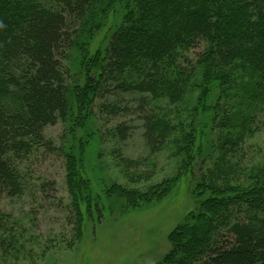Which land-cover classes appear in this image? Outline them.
<instances>
[{
	"label": "trees",
	"instance_id": "trees-1",
	"mask_svg": "<svg viewBox=\"0 0 264 264\" xmlns=\"http://www.w3.org/2000/svg\"><path fill=\"white\" fill-rule=\"evenodd\" d=\"M110 14L112 27L91 53ZM70 50L83 70L82 83L73 87L65 82ZM242 66L243 85L231 77ZM196 73L198 96L190 116L181 119L179 103ZM103 92L134 96L129 110L141 120L151 151L177 134L180 170L202 154L206 130L225 128L216 143L233 157L258 129L255 116L264 114V0H0V195H23L19 160L36 146L56 150L44 128L70 108L80 117ZM115 105L107 104L108 113H116ZM58 150L78 240L80 207H98V197L86 176L82 145ZM233 165L226 160L218 169L224 178H212L208 169L198 176L195 208L169 233L170 251L160 264H264V164L246 166L243 179H228ZM181 175L163 181L159 191L111 185L105 193L134 207L148 204L169 193ZM7 225H0L3 255L15 251L22 228L17 221Z\"/></svg>",
	"mask_w": 264,
	"mask_h": 264
},
{
	"label": "rangeland",
	"instance_id": "rangeland-1",
	"mask_svg": "<svg viewBox=\"0 0 264 264\" xmlns=\"http://www.w3.org/2000/svg\"><path fill=\"white\" fill-rule=\"evenodd\" d=\"M113 21L110 14L106 25L90 43L91 53L101 47ZM201 48L198 45L191 50L190 58H196ZM66 59V84L71 87L81 84L83 70L80 71L78 54L70 50ZM242 69L246 70L242 66L231 76L241 85L247 81ZM199 81L196 73L181 98V119L191 114L198 96L195 84ZM133 97L126 93L111 97L103 92L80 117L75 107L70 108L64 119L44 128V137L56 150L36 146L32 156L19 160L25 176L23 195L13 198L0 195V225L7 222L11 228L17 221L22 227L17 229L15 251L0 253V264H160L170 251L169 233L195 208L198 199L193 189L202 172L208 169L212 178H224L218 169L225 167L227 160L236 168L227 178L243 179L242 169L246 166L264 164V114L255 116L254 126L258 129L233 157L219 152V142L216 143L225 128H215L214 133L206 130L202 154L195 155L185 172L178 168L183 155L175 147L177 134L168 138V144L159 151H151L146 145L141 120L129 110ZM108 103L117 104L115 114L108 113L111 112ZM78 143L83 147L84 169L99 206L89 207L88 211V207H80L84 219L82 234L74 240V215L69 207L63 158L58 149L70 151ZM180 172L182 175L176 178L171 191L148 204L134 207V203L105 193L111 185L136 189L138 193L149 187L156 190L163 181L175 178ZM16 228L12 227L15 231Z\"/></svg>",
	"mask_w": 264,
	"mask_h": 264
}]
</instances>
